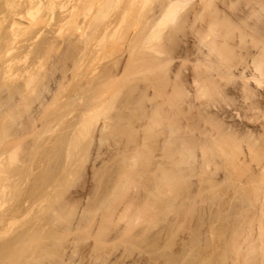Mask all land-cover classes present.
<instances>
[{"label": "bare ground", "instance_id": "6f19581e", "mask_svg": "<svg viewBox=\"0 0 264 264\" xmlns=\"http://www.w3.org/2000/svg\"><path fill=\"white\" fill-rule=\"evenodd\" d=\"M50 1L0 66V264H264V0Z\"/></svg>", "mask_w": 264, "mask_h": 264}, {"label": "rangeland", "instance_id": "374dc122", "mask_svg": "<svg viewBox=\"0 0 264 264\" xmlns=\"http://www.w3.org/2000/svg\"><path fill=\"white\" fill-rule=\"evenodd\" d=\"M37 1L38 0H17L16 4H17V6L18 5L19 6H18V8L16 6L14 7L17 9L15 11V9L11 10V9H8L6 7L5 0H0V19H1V23H0V25H1L0 26V34H1L0 35V48H1L0 49V56L2 55L0 57V66H8L7 63L9 64V61L14 60V61H16L15 62L16 67L18 66L16 69L19 68L18 70H20V68L24 69V66H26V68L27 67L31 68V66L34 68L37 63L39 64V62H40L39 60H41V58H43L42 59L43 61H46L48 59V57H46V55H45L46 49L49 47V45L53 41L54 37L57 36V34H58V29H59V26L61 23V21H60L61 20V18H60V13H61L60 9L61 8H59V5H58V7L55 8V12L51 11V8L49 7L50 2H51L50 0H43V1L39 0L40 2H43L42 4H43V6L44 5L45 6H44V8L42 7V5L40 6V9H43V10H40V13L37 14V15H39V16H36L37 19L32 18V17H30V14L27 11L31 7H33V5L35 6L37 3H39ZM58 2H59V0H58ZM47 4H48V6H46ZM12 12H13V14H12ZM53 12H54V14H53ZM2 18L5 21H3ZM13 18H14V20L17 19L15 21V27H14V25H12V23L14 24ZM21 18H23V19H21ZM18 22H20L19 23L20 25L18 24ZM16 24H17V26H16ZM21 24L22 25L24 24L23 25L24 27L21 26ZM35 25H36V27H35ZM54 26H56V27H54ZM43 28H45V29H43ZM14 30L16 32H14ZM38 36H39V38H38ZM190 43H191V41L189 42V45L191 46L192 44H190ZM32 44H33V46H32ZM189 53H190L191 57H193L195 55L193 50H192V46L189 49ZM5 54H8V56ZM44 55H45V57H44ZM26 57L28 58L27 60H26ZM23 59L26 61H24ZM177 60H179V59H177ZM187 67L188 68L186 69L185 72L188 76H190L192 73L191 66H187ZM0 74H1V72H0ZM27 186H28V183H27ZM117 254H119V253L114 252V254L112 255V257L114 258L112 260V262H115L117 264H146L145 261H143V259H140V261H138V263H133V259L125 258L123 260ZM74 260H77L76 261L77 264L79 262L80 263H86V262L88 263L90 258H89V256H87L86 252H84V254L83 253H81L80 255L78 254ZM118 260H120V263L117 262Z\"/></svg>", "mask_w": 264, "mask_h": 264}]
</instances>
